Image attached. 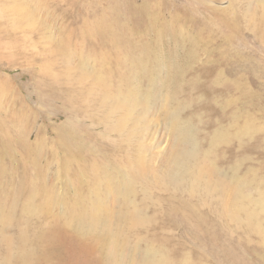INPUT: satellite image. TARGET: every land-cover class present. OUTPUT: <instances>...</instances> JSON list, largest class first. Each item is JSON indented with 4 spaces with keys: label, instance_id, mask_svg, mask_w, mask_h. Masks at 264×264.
<instances>
[{
    "label": "rangeland",
    "instance_id": "1",
    "mask_svg": "<svg viewBox=\"0 0 264 264\" xmlns=\"http://www.w3.org/2000/svg\"><path fill=\"white\" fill-rule=\"evenodd\" d=\"M145 257L264 264V0H0V264Z\"/></svg>",
    "mask_w": 264,
    "mask_h": 264
},
{
    "label": "bare ground",
    "instance_id": "2",
    "mask_svg": "<svg viewBox=\"0 0 264 264\" xmlns=\"http://www.w3.org/2000/svg\"><path fill=\"white\" fill-rule=\"evenodd\" d=\"M157 92V91H156ZM155 95V94H154ZM156 98V97H155ZM131 100V99H130ZM143 100V99H142ZM143 101H145V102H143V103H145V105L147 106V104H148V106H149V103H146V102H148V98H147V100H146V98H145V100H143ZM131 102H133V103H138V99H134V100H132V101H130V102H128V101H121V104H123V103H126V104H130ZM120 104V103H119ZM142 105V104H141ZM144 105V104H143ZM145 105H144V107H145ZM118 106V105H117ZM134 106H136V105H134ZM120 107V106H119ZM143 107V108H144ZM145 108H147V107H145ZM176 125V124H175ZM174 127V126H173ZM177 129V126L176 127H174V129ZM177 131H178V129H177ZM177 131H176V133H177ZM180 131V130H179ZM173 133V132H172ZM179 134H180V136H181V133L180 132H178ZM179 134L177 135V136H175V138H176V140L174 141L175 142V144H177V145H179V144H182V140L181 139H179ZM181 138V137H180ZM182 138L183 139H185V140H188V136L185 134V133H182ZM184 146V145H183ZM186 150V149H185ZM182 151V149L181 150H179L178 151V153L176 154V155H179L181 158L183 157L184 158V156H186V157H188V158H195L194 157V154H193V152H189V151ZM139 166V165H138ZM191 168V167H190ZM142 170H139L138 169V174L141 176V174H142ZM193 174H194V176L196 177H199V176H210V170L208 169V167H206L205 165H203V164H197V167H196V173H194L193 172ZM206 180V179H205ZM223 186V185H222ZM225 186V185H224ZM126 186L125 187H120V188H116V189H114V193H116V194H120V195H123L124 194V192H125V190H126ZM235 188V187H234ZM224 189V188H223ZM225 189H227V192H228V196L230 197L229 198V203H230V206L231 207H233L232 209H233V211H234V214H235V212H236V214H237V211H238V209L240 208V202L242 203V199H243V197L238 193V191H237V189L236 190H233V189H231V187H228V185L227 186H225ZM223 192V191H222ZM240 192H242L241 190H240ZM243 194V193H242ZM125 195V194H124ZM240 198H242L241 199V201H239L240 200ZM245 198V197H244ZM246 200V199H245ZM228 203V202H227ZM244 206V205H243ZM243 206L241 207V208H243ZM247 206V205H246ZM249 206V205H248ZM108 209V208H107ZM107 209H106V206L105 205H101V203L99 204V203H97V204H95L94 206H92L91 208H89V209H84L83 211H81V212H79V214L77 215V219L80 221V219H81V221H82V223L84 224V223H86V226H94L95 224H97V223H100L101 222V220L104 218V220L106 219L107 220V214H108V211H107ZM245 209V208H244ZM247 209V208H246ZM249 210V209H248ZM232 211V212H233ZM243 211V210H242ZM239 213V212H238ZM244 213H247V212H244ZM128 215V217L132 220V221H137V220H140L139 218H138V216L139 215H137V213H136V211L134 212V211H132V212H129V213H127ZM250 214V213H249ZM251 215V214H250ZM246 216L248 217V215L246 214ZM251 218V217H250ZM248 220V219H247ZM249 221V220H248ZM85 226V227H86ZM106 226V225H105ZM105 226H104V228H105ZM114 244L115 245H112V249L110 250V254H109V256H110V258L113 260V261H121L122 259H123V256H124V254L122 255L117 249H118V247H117V244L114 242ZM117 248V249H116ZM143 263L142 264H149L150 263V260H149V258L148 257H145L144 259H143V261H142Z\"/></svg>",
    "mask_w": 264,
    "mask_h": 264
}]
</instances>
